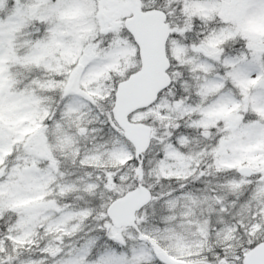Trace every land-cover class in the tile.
<instances>
[{
    "label": "snow or ice",
    "instance_id": "snow-or-ice-1",
    "mask_svg": "<svg viewBox=\"0 0 264 264\" xmlns=\"http://www.w3.org/2000/svg\"><path fill=\"white\" fill-rule=\"evenodd\" d=\"M0 264H264V0H0Z\"/></svg>",
    "mask_w": 264,
    "mask_h": 264
}]
</instances>
